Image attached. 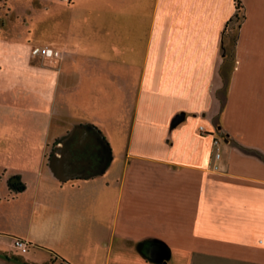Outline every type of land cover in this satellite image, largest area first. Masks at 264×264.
Listing matches in <instances>:
<instances>
[{
  "label": "crops",
  "instance_id": "1",
  "mask_svg": "<svg viewBox=\"0 0 264 264\" xmlns=\"http://www.w3.org/2000/svg\"><path fill=\"white\" fill-rule=\"evenodd\" d=\"M66 3L91 48L7 40L31 124L0 135V201H27L0 264H264V0L234 26L233 0Z\"/></svg>",
  "mask_w": 264,
  "mask_h": 264
},
{
  "label": "rangeland",
  "instance_id": "2",
  "mask_svg": "<svg viewBox=\"0 0 264 264\" xmlns=\"http://www.w3.org/2000/svg\"><path fill=\"white\" fill-rule=\"evenodd\" d=\"M66 2L69 0H0V40L4 42L0 44V50L3 52V55L0 53V135L6 136L12 128L27 130L31 124L26 119L25 110L14 111L13 107L9 106L13 103L11 96L23 95L20 72L16 73L17 69L23 67V60L18 55L15 56L13 63L6 60L4 52L6 48L8 49L7 40H16L15 43L18 44L10 48L20 51H24L29 45L30 50L31 45L43 43L58 50L65 45L68 51L71 45L74 48L76 46L80 53L91 48L92 43L87 41L85 9L82 5L79 8L71 7L70 3ZM7 99L8 102L5 104L3 100ZM35 129L40 127L37 126ZM3 155L5 154L0 152V160L5 163ZM7 177V174L4 178L0 177V195H3V198L12 196L11 190L7 188ZM26 205L24 194H19L15 201L11 199L0 201V214L7 210H16L19 214L10 218L9 222L13 226L10 229L17 231L22 226L23 220L20 215L22 216ZM2 219L0 218V224L5 225ZM10 249L19 257L28 254V250L20 251L13 244Z\"/></svg>",
  "mask_w": 264,
  "mask_h": 264
},
{
  "label": "built area",
  "instance_id": "3",
  "mask_svg": "<svg viewBox=\"0 0 264 264\" xmlns=\"http://www.w3.org/2000/svg\"><path fill=\"white\" fill-rule=\"evenodd\" d=\"M32 54H38L43 56H57L58 50L56 48L44 45V44H34L31 46L30 49ZM198 129L205 132L204 126L202 124H198ZM212 145L214 147V156L219 155L218 151V138L212 136ZM12 244L15 248L19 249L20 251H26L28 247V241L21 237H14Z\"/></svg>",
  "mask_w": 264,
  "mask_h": 264
},
{
  "label": "trees",
  "instance_id": "4",
  "mask_svg": "<svg viewBox=\"0 0 264 264\" xmlns=\"http://www.w3.org/2000/svg\"><path fill=\"white\" fill-rule=\"evenodd\" d=\"M233 3H234V13L231 17L232 26H234L241 17V14L239 13L241 7L240 0H233Z\"/></svg>",
  "mask_w": 264,
  "mask_h": 264
},
{
  "label": "water",
  "instance_id": "5",
  "mask_svg": "<svg viewBox=\"0 0 264 264\" xmlns=\"http://www.w3.org/2000/svg\"><path fill=\"white\" fill-rule=\"evenodd\" d=\"M92 127V126H91ZM78 128H80V127H75V129H78ZM92 128H94V127H92Z\"/></svg>",
  "mask_w": 264,
  "mask_h": 264
}]
</instances>
